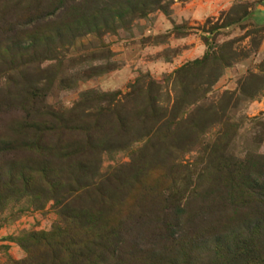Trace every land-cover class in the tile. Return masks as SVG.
Masks as SVG:
<instances>
[{"label":"rangeland","instance_id":"374dc122","mask_svg":"<svg viewBox=\"0 0 264 264\" xmlns=\"http://www.w3.org/2000/svg\"><path fill=\"white\" fill-rule=\"evenodd\" d=\"M209 46L225 58L175 74ZM137 79L162 119L136 113ZM222 171L225 192L264 172V0H0V264L54 229L94 230L108 264H215L203 229L242 217L209 191ZM177 198L194 222L171 226ZM196 223L209 241L179 251Z\"/></svg>","mask_w":264,"mask_h":264},{"label":"trees","instance_id":"16d2710c","mask_svg":"<svg viewBox=\"0 0 264 264\" xmlns=\"http://www.w3.org/2000/svg\"><path fill=\"white\" fill-rule=\"evenodd\" d=\"M246 9L247 7L245 10L243 9L241 15L236 16V18L231 17L227 18L225 21H222L217 29L228 27L229 25L245 17L247 15ZM255 30L259 31L260 28H256ZM225 48L226 44L220 46V49ZM213 50L214 49H211V46H209L202 58L195 59L192 62L183 65L175 71V74L177 75L183 72L192 65H201L208 61L215 62L225 58L224 55L222 58L220 55H216L215 51ZM138 84L139 79L135 80L133 83L132 92H130V94H132V99H129L130 101H133V104L137 105L136 113L138 112L139 114L143 115L150 114L149 117H151V119H162L163 116L168 112L167 107L146 105L144 101H146L145 94H147V89L142 90V87ZM142 95H144L143 98ZM178 102L179 100L176 98V100H174V104L172 105L171 114L166 116L167 121L165 123L167 124L164 125L165 127H161L159 131L156 130V137L159 139L165 138L169 132L171 133L172 130H169V126L173 119L178 118L176 115L178 112H176V110L179 109V105L175 104ZM136 105H134V107ZM170 116L173 118L169 119ZM182 120L180 122H176L175 125H179ZM225 167L226 164L225 166L222 165V168L225 169ZM229 172L224 171L223 173L222 171L224 174L222 177L219 176L222 173H218L217 178L213 177L210 182L209 191L211 192L221 190L222 192L223 189V192H225L224 189L228 188V185H231L234 182V179L228 175L231 174ZM236 172L237 170L234 171L235 176ZM226 191L227 192H225L224 197H222L223 195H219L221 192L217 191L216 194L219 197H216L217 199L215 200H223L225 207L227 206L226 202H229V204L235 208L233 211L238 209L242 210V217L239 218L240 222L238 221L237 224L233 226L232 224L221 222L218 224V227L220 228H217L216 225H211L210 223L207 225V227H205V229H203L214 231L211 236V241L214 244L213 260L215 264H264V172L262 171L261 178L254 177L239 182L236 180V185H232L231 190L229 191L228 189ZM180 200L181 199L178 198L173 200L174 203L172 205L170 214L172 219L171 226H178L182 218H185L186 222H194L196 220V215L188 213L187 203H182ZM164 223L167 225L169 224V222L166 220ZM200 232H202V229H200V224H197L195 225L192 232H189L187 235H185L186 237L179 236V238H175V236H173L174 233H170L172 236L171 241H175L179 244L181 241L186 239L184 246L181 244V242L179 247H176L179 251H183L184 248L186 249L188 246L199 248L200 244L204 243L205 241H209V238L207 239L206 237H201ZM61 235L62 231L60 229H54V231L50 232L48 235L39 233V237L45 239L44 243H42L39 240L37 234H35V239L33 241L31 240V245L33 248H27L28 256L21 262V264H101L106 263V254H109L110 256L114 255L116 252V247H108L107 245H102L98 242H95L99 237L97 236L96 232H94V230L92 236L93 239L91 238L87 241L70 244L67 246L60 245L61 242H59V238L62 237ZM52 249L54 250V253L59 254L58 257L53 255V257L50 259L44 258L42 261H39V256L37 259L38 255L51 252ZM174 250L175 248L167 252Z\"/></svg>","mask_w":264,"mask_h":264}]
</instances>
